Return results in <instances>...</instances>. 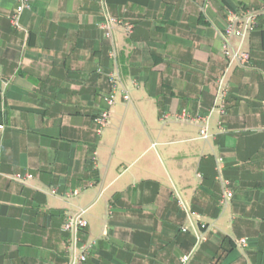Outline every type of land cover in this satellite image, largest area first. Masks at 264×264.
<instances>
[{
    "label": "crops",
    "instance_id": "1",
    "mask_svg": "<svg viewBox=\"0 0 264 264\" xmlns=\"http://www.w3.org/2000/svg\"><path fill=\"white\" fill-rule=\"evenodd\" d=\"M31 3L20 31L9 20L15 0H0V264H64L62 225L81 209L84 242H95L85 264L186 255L189 264H264V21L246 42L248 69L228 67L224 54L229 10L264 0ZM104 6L134 27L131 36L116 29L117 64L99 30ZM116 69L115 105L98 135ZM221 78L225 115L215 107ZM212 110L208 141L199 124L177 119ZM218 159L234 190L226 208Z\"/></svg>",
    "mask_w": 264,
    "mask_h": 264
},
{
    "label": "built area",
    "instance_id": "2",
    "mask_svg": "<svg viewBox=\"0 0 264 264\" xmlns=\"http://www.w3.org/2000/svg\"><path fill=\"white\" fill-rule=\"evenodd\" d=\"M16 9L10 17V25L15 30L23 31L22 17L25 13L30 12L32 8L31 0H15ZM264 21V6L259 10L255 9H233L229 10L226 18V25L224 29L226 46L224 48L225 58L227 60L228 67H238L240 69H248L250 67V55L245 49L246 42L249 37L256 32L261 22ZM118 27H124L127 35L131 36L134 33V27L132 24L125 23L122 19L114 17L109 12L108 8H103V20L99 24V30L101 31L105 40L111 43L109 57L112 63L117 64L118 50L115 45V32ZM236 41V46H232V42ZM109 84L111 88L110 95L105 98L106 108L95 119V126L97 134L101 135L102 132L109 126L111 118V109L115 105V97L118 91V85L120 81L119 71L113 70L109 76ZM124 102L130 101V96L127 91L121 92ZM229 97V87L224 78L218 81V91L215 99V107L219 110L220 114H226V101ZM213 110L209 112L207 116L191 117L187 113H183L177 117L179 121L186 123L190 121L194 124L200 125L199 136L201 139L208 141L211 137L209 131V119ZM3 129V126H0ZM224 161L223 159L217 160L216 165V181L221 187V197L219 200V206L226 208L229 206L234 198V190L231 183L224 177ZM29 178H32L29 176ZM56 194V190L52 191ZM79 195V191H74L68 194V198L76 197ZM181 208L186 215L191 216L188 208L181 204ZM86 209H81L73 215H66L62 230L68 234V241L66 247L67 260L64 264H85L88 260L89 252L95 246V242L92 244H86L84 242V233L88 229L89 222L86 218ZM189 229L183 228L182 232L186 233ZM198 244L204 242V238L197 235ZM238 245L241 247H247L246 240H239ZM191 261V255L182 256L179 260V264H189Z\"/></svg>",
    "mask_w": 264,
    "mask_h": 264
}]
</instances>
